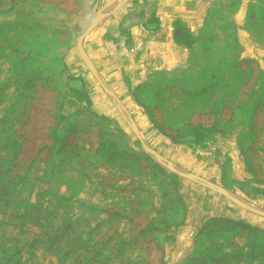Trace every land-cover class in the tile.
Here are the masks:
<instances>
[{
    "label": "rangeland",
    "instance_id": "1",
    "mask_svg": "<svg viewBox=\"0 0 264 264\" xmlns=\"http://www.w3.org/2000/svg\"><path fill=\"white\" fill-rule=\"evenodd\" d=\"M122 1L0 0V264H264V0H202L233 104L189 169L112 87Z\"/></svg>",
    "mask_w": 264,
    "mask_h": 264
},
{
    "label": "crops",
    "instance_id": "2",
    "mask_svg": "<svg viewBox=\"0 0 264 264\" xmlns=\"http://www.w3.org/2000/svg\"><path fill=\"white\" fill-rule=\"evenodd\" d=\"M204 8L202 0H124L99 33L120 76L112 87L129 91L123 103L135 122L164 123L176 140L155 149L174 153L178 169L190 168L191 153L215 148L223 109L233 104L228 57H218L217 35L203 32Z\"/></svg>",
    "mask_w": 264,
    "mask_h": 264
}]
</instances>
